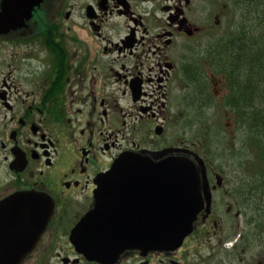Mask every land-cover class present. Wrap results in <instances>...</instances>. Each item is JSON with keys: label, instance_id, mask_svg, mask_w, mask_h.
<instances>
[{"label": "flooded vegetation", "instance_id": "obj_1", "mask_svg": "<svg viewBox=\"0 0 264 264\" xmlns=\"http://www.w3.org/2000/svg\"><path fill=\"white\" fill-rule=\"evenodd\" d=\"M256 6L264 0H0V200L33 196L50 213L21 264H264V184L214 165L207 112L223 99L245 126L229 74L239 65L222 53L239 28L251 32ZM124 154L196 164L204 206L178 248L151 246L172 214L151 169H121L107 195ZM103 178L110 218L142 238L113 262L72 241Z\"/></svg>", "mask_w": 264, "mask_h": 264}, {"label": "water", "instance_id": "obj_2", "mask_svg": "<svg viewBox=\"0 0 264 264\" xmlns=\"http://www.w3.org/2000/svg\"><path fill=\"white\" fill-rule=\"evenodd\" d=\"M127 167L151 169L160 183V192H170L167 206L172 214L169 219L161 217L156 223L158 233L156 229L151 246L178 248L192 231L194 221L204 206L196 164L184 158L154 162L135 155H121L107 172V195L120 191L112 184L122 183L124 174L121 169ZM105 193L106 180L103 178L96 206L76 225L72 241L90 259L113 262L125 248L140 246L142 238L138 236V230L128 236L123 234L122 223L110 218V214L115 217L117 204H110ZM165 202L161 200L160 204L163 213L169 209L164 208ZM49 215L47 204L33 196L15 194L0 200V264H21L24 261L37 244Z\"/></svg>", "mask_w": 264, "mask_h": 264}, {"label": "trees", "instance_id": "obj_3", "mask_svg": "<svg viewBox=\"0 0 264 264\" xmlns=\"http://www.w3.org/2000/svg\"><path fill=\"white\" fill-rule=\"evenodd\" d=\"M261 36L256 37L253 44L248 38L241 37L236 45L225 44L222 53L224 65H239L237 75H234L235 70L229 73L231 79L240 84L232 86V93L246 105V131L256 151V157H250L240 165L248 170L245 175L247 183L256 185L264 184V34ZM250 72L255 74L254 81L250 79Z\"/></svg>", "mask_w": 264, "mask_h": 264}, {"label": "rangeland", "instance_id": "obj_4", "mask_svg": "<svg viewBox=\"0 0 264 264\" xmlns=\"http://www.w3.org/2000/svg\"><path fill=\"white\" fill-rule=\"evenodd\" d=\"M258 8L259 6H256V10L254 11L256 14L251 18V32H248L247 28L246 30L239 28L240 36L247 38L251 33L256 38L264 34V9L260 10L259 14ZM245 17L248 19V15ZM254 76L255 74L251 72V81H254ZM207 112L212 116V123L210 124L212 127L216 126L217 142L214 141L213 150L215 151L217 148V152L213 153V157L211 158L214 165L223 168H232L235 173L242 176L245 175L246 168L242 167L240 163L246 162L245 160L250 157H256V151L252 147L253 141L247 135V124L245 123L244 127L240 126L236 120L237 118H233L235 111L231 107L225 106L223 99L218 100L217 108L208 109Z\"/></svg>", "mask_w": 264, "mask_h": 264}]
</instances>
